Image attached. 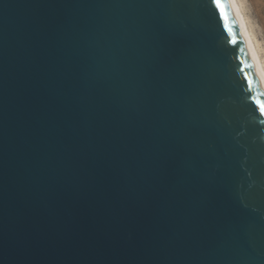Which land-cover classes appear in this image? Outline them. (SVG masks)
Instances as JSON below:
<instances>
[{"label": "water", "instance_id": "1", "mask_svg": "<svg viewBox=\"0 0 264 264\" xmlns=\"http://www.w3.org/2000/svg\"><path fill=\"white\" fill-rule=\"evenodd\" d=\"M223 14L0 0V264H264V88Z\"/></svg>", "mask_w": 264, "mask_h": 264}, {"label": "rangeland", "instance_id": "2", "mask_svg": "<svg viewBox=\"0 0 264 264\" xmlns=\"http://www.w3.org/2000/svg\"><path fill=\"white\" fill-rule=\"evenodd\" d=\"M264 63V0H238Z\"/></svg>", "mask_w": 264, "mask_h": 264}, {"label": "bare ground", "instance_id": "3", "mask_svg": "<svg viewBox=\"0 0 264 264\" xmlns=\"http://www.w3.org/2000/svg\"><path fill=\"white\" fill-rule=\"evenodd\" d=\"M232 3V9L234 11V13L237 16L241 31H242V35H243V39L245 42V45L247 47L249 56L252 60V62L254 63V65L257 67L258 69V74L260 76L263 88H264V63L262 61V58L260 56L258 47H257V40L254 38V36L252 35L248 23H247V19L245 18V15L242 11L241 5L239 3L238 0H231Z\"/></svg>", "mask_w": 264, "mask_h": 264}, {"label": "snow or ice", "instance_id": "4", "mask_svg": "<svg viewBox=\"0 0 264 264\" xmlns=\"http://www.w3.org/2000/svg\"><path fill=\"white\" fill-rule=\"evenodd\" d=\"M212 2L216 5L218 9L221 10V16L223 18V6L225 3V0H212ZM227 27V26H226ZM240 51H243V49H240ZM247 79V76L245 77ZM262 114H264V110H262Z\"/></svg>", "mask_w": 264, "mask_h": 264}]
</instances>
